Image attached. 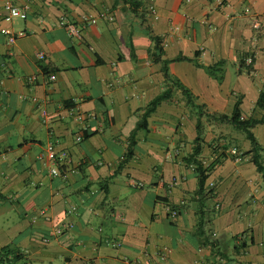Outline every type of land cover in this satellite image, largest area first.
Listing matches in <instances>:
<instances>
[{
	"label": "crops",
	"instance_id": "obj_1",
	"mask_svg": "<svg viewBox=\"0 0 264 264\" xmlns=\"http://www.w3.org/2000/svg\"><path fill=\"white\" fill-rule=\"evenodd\" d=\"M6 4L26 19L5 21ZM154 37L202 122L237 101L242 119L264 115V0H0V264H264L250 143L207 119L198 160L215 162L213 195H194L197 120L151 57ZM219 61L220 82L202 68ZM251 132L264 149V124ZM48 144L66 159L51 162Z\"/></svg>",
	"mask_w": 264,
	"mask_h": 264
},
{
	"label": "trees",
	"instance_id": "obj_2",
	"mask_svg": "<svg viewBox=\"0 0 264 264\" xmlns=\"http://www.w3.org/2000/svg\"><path fill=\"white\" fill-rule=\"evenodd\" d=\"M137 5V2H134ZM154 40V47L151 52V57L153 58L154 62L161 64V69L163 73L164 79L171 84L172 87L180 90L182 95L184 96L185 105L186 107H191L193 109V114L196 117V138L193 144V150L189 157H187V161L195 165V172L197 173V188L194 193L199 199L205 198L206 196L210 197L213 195L212 189L205 191V182L208 178L209 173L212 171L214 163L210 164L209 166L204 167L202 162L198 160V157L201 154L202 144H203V125H202V116L205 114V109L203 105H197L195 103V97L191 94V92L186 89L177 79L173 78L168 72V63L169 61L162 60L163 50L160 45V40L157 37L153 38ZM198 53L195 54V57ZM173 61H192V59H188L186 57L180 56ZM246 60L244 58H239L238 62V74L242 72V68L246 67V72L249 73L251 68L250 65H245ZM252 62V61H251ZM197 66L201 67L200 65L196 64ZM225 65V61H219L213 65L202 67L205 72L210 75L211 77L215 78L218 82L221 81L220 72ZM170 89L165 90L160 96H158L147 108L141 116V119L138 123L137 129H146L147 127V118L150 114L156 109L157 105L161 100L165 99L170 95ZM240 102L237 101L233 107V111L230 115L225 114H206V117L211 121H215L218 123L229 124L233 126L235 129L242 131L245 134V137L250 143V150L243 153L242 157L250 156L251 163L255 166L257 173H259L264 180V164L261 160L262 154H264V149H262L258 142L256 141L254 135L251 132V129L254 128L258 124H264V115L259 118L255 119L249 117L248 119L241 118V111H240ZM255 109L264 110V91L260 92L259 97L255 103ZM135 144V140L133 137L130 138V143L128 146V151L126 155V159L130 158L133 154V146ZM2 257H6L8 255L7 252L2 251L0 253Z\"/></svg>",
	"mask_w": 264,
	"mask_h": 264
},
{
	"label": "built area",
	"instance_id": "obj_3",
	"mask_svg": "<svg viewBox=\"0 0 264 264\" xmlns=\"http://www.w3.org/2000/svg\"><path fill=\"white\" fill-rule=\"evenodd\" d=\"M150 11L151 13H153V9L150 8ZM4 12H5V21H11L12 19L14 18H19L21 20H24L26 19L27 17V9L24 8V9H20V8H17V7H13L12 5L10 4H6L4 6ZM85 21H88V22H94L92 19H87V18H84ZM69 33L71 34H77V30L76 28H72L70 27L69 29ZM37 57L39 60H43L44 57H45V54L43 52H39L37 54ZM250 60H248L247 64H250ZM34 80V77H29L28 78V81H33ZM55 80V77L53 75H49L45 78L44 82L45 84H49L51 82H53ZM77 140L80 141V137H77ZM46 154H47V158L51 161V162H56V161H60V160H63V159H66V154L61 152L59 154H56L55 151H54V147L52 144H48L46 146ZM52 174L54 175H57L58 174V171L57 169L54 167L51 169L50 171ZM212 186V184H210V187Z\"/></svg>",
	"mask_w": 264,
	"mask_h": 264
},
{
	"label": "rangeland",
	"instance_id": "obj_4",
	"mask_svg": "<svg viewBox=\"0 0 264 264\" xmlns=\"http://www.w3.org/2000/svg\"><path fill=\"white\" fill-rule=\"evenodd\" d=\"M188 111H190V113L193 114L192 113L193 109L191 107H188ZM207 119L208 118L206 116H204V119H203V122H202V125H203V128H204L203 129L204 132H205V129H207L206 122H205ZM216 123L218 125H220L219 127H221L223 134L225 132L230 134L231 131H235V133H238L239 136L235 135L238 138L237 143H240V137H243L242 139H245L247 141V139L245 138V134L242 131L234 129V127L229 125V124H223V123H218V122H216ZM204 132H203V136L205 134Z\"/></svg>",
	"mask_w": 264,
	"mask_h": 264
}]
</instances>
